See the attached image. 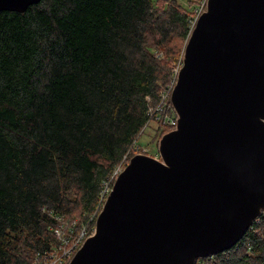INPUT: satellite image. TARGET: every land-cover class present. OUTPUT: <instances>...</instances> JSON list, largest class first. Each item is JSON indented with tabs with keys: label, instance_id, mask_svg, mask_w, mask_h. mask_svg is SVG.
<instances>
[{
	"label": "trees",
	"instance_id": "1",
	"mask_svg": "<svg viewBox=\"0 0 264 264\" xmlns=\"http://www.w3.org/2000/svg\"><path fill=\"white\" fill-rule=\"evenodd\" d=\"M199 1L41 0L0 12V264L32 263L57 241L51 212L93 216L92 231L104 182L144 130L173 129L170 95L156 108ZM196 264H264V210L237 245Z\"/></svg>",
	"mask_w": 264,
	"mask_h": 264
},
{
	"label": "water",
	"instance_id": "2",
	"mask_svg": "<svg viewBox=\"0 0 264 264\" xmlns=\"http://www.w3.org/2000/svg\"><path fill=\"white\" fill-rule=\"evenodd\" d=\"M171 102L160 157H131L70 264H196L249 231L264 210V0H208Z\"/></svg>",
	"mask_w": 264,
	"mask_h": 264
},
{
	"label": "built area",
	"instance_id": "3",
	"mask_svg": "<svg viewBox=\"0 0 264 264\" xmlns=\"http://www.w3.org/2000/svg\"><path fill=\"white\" fill-rule=\"evenodd\" d=\"M208 0H200L199 3L193 9V15L189 22L192 26L190 27V32L194 29L200 15L207 8ZM174 85L165 89L163 92V99L156 110H160L162 102L170 95L173 90ZM168 125L172 126L173 129L176 128L178 123V116L168 117L165 121ZM137 149V148H136ZM127 156V155H126ZM122 171V170H121ZM120 171V172H121ZM118 172V173H120ZM116 175L108 177L104 182L103 188L101 190L100 204L103 206L107 196L110 194ZM55 219L56 223L52 226V231L54 232L57 241L49 248L44 251L38 252L32 263L29 264H70L71 259L78 251V249L83 245L85 240L94 233L95 225L92 231H89L90 224L93 220V216L87 222H80L78 218L70 219L65 215L50 213ZM257 220V219H256Z\"/></svg>",
	"mask_w": 264,
	"mask_h": 264
},
{
	"label": "rangeland",
	"instance_id": "4",
	"mask_svg": "<svg viewBox=\"0 0 264 264\" xmlns=\"http://www.w3.org/2000/svg\"><path fill=\"white\" fill-rule=\"evenodd\" d=\"M167 1L168 0H158V6L159 7H165L166 4H167ZM182 5L184 6H187L189 5V2L191 3V0H178ZM190 20V19H189ZM190 24V22H189ZM190 27L192 28L191 24H190ZM191 30V29H190ZM177 49H176V53L174 55V60H173V65H172V70H173V73L174 75L172 76L170 82L168 83V87H170L172 84L175 86V83L177 81V74H178V71L180 69V67L182 66V63H183V57H184V51H185V46H186V41H177ZM166 86V89L168 88ZM174 88V87H173ZM173 91V90H172ZM172 93V92H171ZM164 135V131L163 129L159 126V123L153 121L150 123L149 127H147L145 130H144V134H142V136L140 137V140L139 142L137 143V149H140L138 150L137 152L138 153H145V154H148V155H151V156H154L156 158H159L160 157V152H159V143L162 139ZM135 148V149H136ZM140 151V152H139ZM137 154V153H136ZM128 155V154H127ZM135 155V154H134ZM133 155V156H134ZM127 156H125L126 158ZM124 158V159H125ZM123 159V160H124ZM123 160L120 164H118L116 166V168L113 170V172L109 175V177L113 176V175H116L115 179L117 178L118 176V172H120L121 170L124 169V167L127 165L126 164V160H124L125 162V166H122V163H123ZM129 162V161H128ZM127 162V163H128ZM114 179V180H115ZM115 182V181H114ZM114 184V183H113ZM101 205V204H100Z\"/></svg>",
	"mask_w": 264,
	"mask_h": 264
},
{
	"label": "bare ground",
	"instance_id": "5",
	"mask_svg": "<svg viewBox=\"0 0 264 264\" xmlns=\"http://www.w3.org/2000/svg\"><path fill=\"white\" fill-rule=\"evenodd\" d=\"M259 218V217H258Z\"/></svg>",
	"mask_w": 264,
	"mask_h": 264
}]
</instances>
